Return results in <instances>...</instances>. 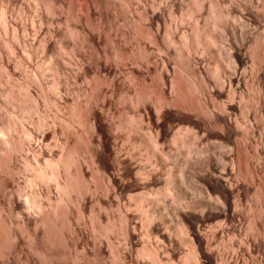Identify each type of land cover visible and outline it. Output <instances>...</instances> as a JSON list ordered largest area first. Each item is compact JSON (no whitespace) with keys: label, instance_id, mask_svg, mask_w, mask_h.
<instances>
[{"label":"bare ground","instance_id":"1","mask_svg":"<svg viewBox=\"0 0 264 264\" xmlns=\"http://www.w3.org/2000/svg\"><path fill=\"white\" fill-rule=\"evenodd\" d=\"M232 2L0 0V264H264V0Z\"/></svg>","mask_w":264,"mask_h":264},{"label":"rangeland","instance_id":"2","mask_svg":"<svg viewBox=\"0 0 264 264\" xmlns=\"http://www.w3.org/2000/svg\"><path fill=\"white\" fill-rule=\"evenodd\" d=\"M231 2H232V4H233V8H236V4L237 3H235L236 1L238 2V0H230ZM226 4V3H225ZM0 6H1V4H0ZM189 16H187V18H188ZM190 19H191V17H189ZM185 19V17L184 18H182L181 20L183 21V24L185 25L186 24V27H190L191 26V24H192V22H193V18L190 20V19ZM235 19H236V17H235ZM189 20V21H188ZM231 20H234V19H231ZM237 20V19H236ZM236 20H234L235 22H237ZM192 21V22H191ZM189 25V26H188ZM217 29V28H216ZM215 29V30H216ZM259 31H260V29H258ZM216 38V37H215ZM217 42V44H215L214 45V48L216 47V49L218 50V51H220V52H218L219 54L220 53H222V55L220 54V56H221V58L224 56V51H225V49H224V47L226 46L225 44H224V42L220 39V38H216L215 39ZM225 45L224 47H223V45ZM218 47V48H217ZM222 47H223V50H222ZM221 49V50H220ZM223 51V52H222ZM19 56H20V54H19ZM19 77H20V75H19ZM19 81H21L20 80V78H19ZM78 82V83H77ZM76 83L77 84H80V83H82L81 82V80H79V81H77ZM48 95H49V97L50 98H52L53 97V93H48ZM68 103H70V101L68 102ZM31 106V105H30ZM21 108V107H20ZM19 108V109H20ZM40 109H42V107L40 106ZM45 109V108H44ZM47 109V108H46ZM46 109H45V111H46ZM249 110H250V108H249ZM33 110L31 109V112L29 113V117H30V119H28V125H29V128H33L34 126H35V120H36V116H37V113L36 112H32ZM41 111V110H40ZM251 111V110H250ZM49 111L47 110V113H48ZM19 113H21V109H20V111H19ZM32 113V114H31ZM60 113H62L61 114V116H65V117H67L68 116V114H67V112H65V110L64 111H61ZM251 113V112H250ZM64 114V115H63ZM238 115H236V117H237ZM239 117V116H238ZM62 118V117H61ZM63 119H65V118H63ZM31 121V122H30ZM20 153V152H19ZM30 154V153H29ZM27 155V159H28V161H32L31 162V164H30V162H29V164L31 165V167H35V164H34V162H33V160H32V158H31V154L30 155ZM21 158L19 157V168H21V169H19V186H21L22 188H24L25 186H24V179L23 178H25V176L27 177V172L26 171H24L23 170V168L21 167V160H20ZM22 172H21V171ZM26 173V174H25ZM25 175V176H24ZM23 177V178H22ZM23 184V185H22ZM54 187L52 186L51 187V196H52V198H53V195L55 194V192H56V190L55 189H53ZM28 189H29V191L26 189V188H24V190H26L28 193L30 192V189L31 190H33V188H30V187H28ZM32 192V191H31ZM30 192V193H31ZM54 193V194H53ZM4 194H6V193H4ZM4 194H3V199H6V200H8L7 198V195L6 196H4ZM19 204H21V202L19 201ZM111 206V205H110ZM110 206H106L107 207V209H105V212L107 213V214H110L111 215V218H113V217H115V216H117L116 214H117V212H115L116 211V209H113V208H115L113 205L110 207ZM103 213H105L104 211H102ZM115 212V213H114ZM255 212V211H254ZM103 213H102V215H103ZM256 213V212H255ZM88 214V212L87 211H85V215H87ZM106 214V215H107ZM109 215V216H110ZM105 216V214L103 215V217ZM105 218V217H104ZM104 218H102L101 217V219H102V225L104 224L105 225V220L106 219H104ZM113 219H115V221H116V217L115 218H113ZM245 226V223H244V225H243V227ZM113 227V228H112ZM111 228H110V233H109V236H110V239H111V242H112V244L113 245H116V243L119 241V238H118V236H119V234H118V231L116 230L117 229V226L115 227V225H113ZM115 229V230H114ZM117 231V232H116ZM242 232H243V230H242ZM118 234V236L116 237V235ZM103 238V237H102ZM112 238H113V240H112ZM115 238V239H114ZM117 238H118V241H117ZM237 240L239 239V236H236L235 237ZM103 240V239H102ZM115 240H116V242H115ZM104 241V240H103ZM112 245V246H113ZM180 245V244H179ZM102 247H103V252H102V255H100V257H99V259H98V263H100V264H111L112 263V253H111V246H109V247H107V245L105 244V242L104 243H102ZM185 247V248H184ZM179 248L180 249H182V251H184L183 253H185V250H186V246L185 245H183V244H181L180 246H179ZM106 249V250H105ZM110 249V250H109ZM79 250V249H78ZM110 254V255H109ZM104 257V258H103ZM102 258V259H101ZM246 259V261H248L247 263H249L250 262V258L249 257H246L245 258ZM110 260V261H109ZM80 261V260H79ZM82 261V260H81ZM84 261L85 260H83V264H86V263H84ZM101 261V262H100ZM85 262H87V264L89 263L88 261H85ZM177 262V261H176ZM91 264V263H90Z\"/></svg>","mask_w":264,"mask_h":264}]
</instances>
